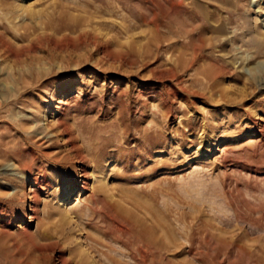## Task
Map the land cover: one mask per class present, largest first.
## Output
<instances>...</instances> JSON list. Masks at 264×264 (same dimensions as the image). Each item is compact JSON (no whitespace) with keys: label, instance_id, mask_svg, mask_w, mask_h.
<instances>
[{"label":"rangeland","instance_id":"374dc122","mask_svg":"<svg viewBox=\"0 0 264 264\" xmlns=\"http://www.w3.org/2000/svg\"><path fill=\"white\" fill-rule=\"evenodd\" d=\"M0 264H264V0H0Z\"/></svg>","mask_w":264,"mask_h":264},{"label":"bare ground","instance_id":"6f19581e","mask_svg":"<svg viewBox=\"0 0 264 264\" xmlns=\"http://www.w3.org/2000/svg\"><path fill=\"white\" fill-rule=\"evenodd\" d=\"M22 8H24V7H22ZM5 171L8 172L7 173L8 177H9L8 184L10 186L9 193L7 195H5V197L11 201L16 202V200H17V203L21 204V206H22L21 211H23L24 208H26L25 203L22 201V198H25V196H26L24 183L27 180V176L24 173V171L21 169V167L15 163L5 165ZM67 196L70 197L69 192L67 193Z\"/></svg>","mask_w":264,"mask_h":264}]
</instances>
